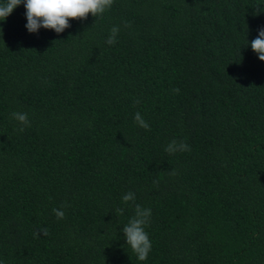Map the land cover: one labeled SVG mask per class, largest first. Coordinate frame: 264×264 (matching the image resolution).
<instances>
[{"label": "trees", "instance_id": "16d2710c", "mask_svg": "<svg viewBox=\"0 0 264 264\" xmlns=\"http://www.w3.org/2000/svg\"><path fill=\"white\" fill-rule=\"evenodd\" d=\"M25 25L23 2L0 22V264H264V62L247 46L264 0H114L60 34ZM135 205L144 261L121 232Z\"/></svg>", "mask_w": 264, "mask_h": 264}, {"label": "clouds", "instance_id": "9594fccd", "mask_svg": "<svg viewBox=\"0 0 264 264\" xmlns=\"http://www.w3.org/2000/svg\"><path fill=\"white\" fill-rule=\"evenodd\" d=\"M22 2L25 10V28L27 32L35 33L43 28L60 34L69 27L70 20L83 21L89 15L92 17L102 16L111 8L114 0H3V2H0V22L4 21ZM257 9L261 11L259 7ZM129 26L127 23L124 24L126 28ZM119 31V27L113 26L105 43L108 45L116 43ZM0 36H2V29H0ZM247 46L257 55L259 61L264 62V27L258 29L256 38L251 41L250 45L247 44ZM173 91L178 92L179 90L174 89ZM11 118L20 125L18 128L19 132H23L26 127L30 126L27 113L13 112ZM134 121L139 127L149 130V125L139 112L135 113ZM164 150L171 155L177 152L190 151V147L183 141L178 143L176 140H172L166 145ZM169 175H176L175 170L170 172ZM134 200L135 195L132 192H128L122 197V201L125 204ZM66 206L62 205L61 208L53 209V213L58 220L64 218L65 213L63 208ZM123 211L122 208L116 210L120 215H123ZM150 216L151 209L135 205L134 214L121 229L125 244L140 261L146 260L152 249V242L145 231V226L149 223ZM41 233L44 236L49 235L46 228L38 229L34 235L39 236Z\"/></svg>", "mask_w": 264, "mask_h": 264}]
</instances>
